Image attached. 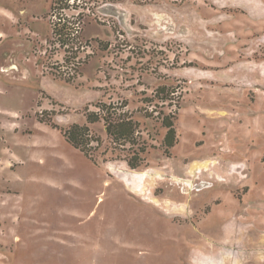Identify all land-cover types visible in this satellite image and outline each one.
<instances>
[{
	"label": "rangeland",
	"instance_id": "374dc122",
	"mask_svg": "<svg viewBox=\"0 0 264 264\" xmlns=\"http://www.w3.org/2000/svg\"><path fill=\"white\" fill-rule=\"evenodd\" d=\"M0 264H264V0H0Z\"/></svg>",
	"mask_w": 264,
	"mask_h": 264
},
{
	"label": "trees",
	"instance_id": "16d2710c",
	"mask_svg": "<svg viewBox=\"0 0 264 264\" xmlns=\"http://www.w3.org/2000/svg\"><path fill=\"white\" fill-rule=\"evenodd\" d=\"M67 40L68 37L66 38V41ZM99 109V111L88 112L87 119L91 121V123L103 119L107 135L115 142L117 141L115 143L116 145H124L122 149H125L126 143L134 145L137 123L132 121L129 117H126L125 112H117V109H119L118 106L101 103ZM40 120H42V118H40ZM163 123L167 127L163 142L167 147H172L175 143V128L172 121H169L166 118L163 119ZM63 135L72 146L82 151L94 163L96 162L92 150L95 149L98 144L95 146L91 144L93 139L88 137L89 134L85 126L73 124L70 128L63 130ZM127 161L132 168L139 166L140 161L138 152L136 153L134 151L132 157L127 158Z\"/></svg>",
	"mask_w": 264,
	"mask_h": 264
},
{
	"label": "crops",
	"instance_id": "0c3cea01",
	"mask_svg": "<svg viewBox=\"0 0 264 264\" xmlns=\"http://www.w3.org/2000/svg\"><path fill=\"white\" fill-rule=\"evenodd\" d=\"M240 158H241V157H240ZM206 159H207V158H206ZM238 159H239V158H238ZM238 159H237V160H238ZM247 159L249 160V163H250V165H251V161H250V159H249V157H248V156H247ZM198 161H199V160H198ZM240 165H241V164H240ZM248 179H250V180H251V182H252V181H254V180L256 181V179H254V178H253V174H252V166H251V172H250V176H249V178H248ZM231 210H232V209H231ZM210 259H211V260H210V262H212V261H213V260H212L213 258H212V257H210Z\"/></svg>",
	"mask_w": 264,
	"mask_h": 264
}]
</instances>
